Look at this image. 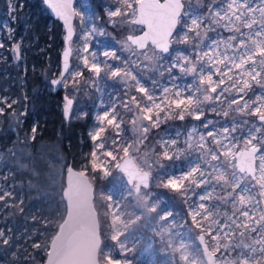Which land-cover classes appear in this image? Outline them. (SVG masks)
I'll return each mask as SVG.
<instances>
[{"label":"snow or ice","instance_id":"snow-or-ice-1","mask_svg":"<svg viewBox=\"0 0 264 264\" xmlns=\"http://www.w3.org/2000/svg\"><path fill=\"white\" fill-rule=\"evenodd\" d=\"M46 3L64 22L66 40L71 44L72 17L80 16L84 24L83 16L75 12L72 0H46ZM215 3L216 0H210L205 14L194 9L191 0H121L122 10L118 7L108 13L110 17H126L125 22L140 26L139 34L126 36L123 47L136 56L137 61L147 62V67L154 69L159 77L167 73L165 83L153 77L146 85L129 68L108 64V60H120L114 50H104L101 54L107 59L101 60L90 43L96 34L104 35L96 26L85 27L81 33L77 59L82 67L70 71L72 49L64 51L63 72L60 78L51 81L53 85L63 82L66 86L71 82L75 88L78 78H85L86 69L91 73L86 78L91 85L105 78L116 79L130 85L140 95L131 94L122 101V109L133 113L129 118L136 134L132 143H121L113 137L111 147L106 148V141L101 139L108 128L116 135L123 131L124 119L115 105L105 107L102 114L96 115L98 125L90 133V139L99 142L95 147L102 150L103 157L109 158L101 162L98 151L90 152V170L110 176L112 171L108 165L111 163L127 185L121 200H114L111 194L103 195L100 199L105 203L102 209L97 208V194L88 170L68 169L62 222L45 245L47 264H131L127 259L114 257L113 249L104 243L110 240L124 256L135 251L134 242L129 247L127 234L119 227L128 214L123 206L124 197L131 198L137 219L157 213L156 219L163 222L157 233L161 242L166 238L170 242L171 237L179 235L180 247L186 248L189 241L172 231L175 222L172 211L157 212L162 200L153 189H166L189 201L187 214L191 219L187 229L196 230L197 250L205 264L264 262V92L248 95L253 87L264 90V0L256 3L222 0L219 8ZM219 28L231 34L225 38L218 32ZM209 31H217V37L210 38ZM174 44L188 45V54L179 47L173 48ZM3 46L0 43V48ZM14 51L19 60V44ZM189 75L193 77L192 83H177ZM65 100L68 116L73 100L68 97ZM224 100H227L226 109ZM206 103L212 104L210 111L218 115L227 118L233 112L243 119L233 118L230 125L206 119L203 107ZM0 114H3L2 108ZM186 117L202 123L190 125L180 141L175 137H160L155 142L158 151L155 145L142 149L152 129L159 128L168 119L184 121ZM247 117L256 119L250 121ZM32 131L35 133L36 129ZM193 151L198 153L197 161L182 175H171L167 171L170 166L162 163ZM154 169L158 170L155 175ZM193 186L203 191L196 194ZM193 194L197 195L198 203L190 201ZM13 196L11 191L5 190L0 194V201ZM206 201L209 203H204ZM221 204L227 205L231 213H221ZM252 233L257 235L252 237ZM9 242L10 238L0 230V243L8 245ZM33 247L41 245L36 242ZM222 248L240 249L238 259L224 260L218 256ZM169 264L178 262L173 259ZM179 264H189L186 252L181 253Z\"/></svg>","mask_w":264,"mask_h":264},{"label":"rangeland","instance_id":"rangeland-1","mask_svg":"<svg viewBox=\"0 0 264 264\" xmlns=\"http://www.w3.org/2000/svg\"><path fill=\"white\" fill-rule=\"evenodd\" d=\"M4 2H6L7 8L5 12L3 11L5 15L4 19L0 21V43H3V32L7 39H12V33L14 29L13 27L16 21V4L18 0H4ZM191 2L194 9L198 8L200 12L207 14V8L210 0H191ZM256 2H258V0H253V3ZM221 3L222 0H216L215 7L219 8ZM185 6L187 7V3ZM118 7L122 10L121 0L76 1V12L80 13V15L83 16L85 23L81 24L80 16H76V34L71 42L73 47L71 69L82 67L80 61L77 59V49L82 43L81 33L83 29L85 27L91 28L92 26H96L99 30L103 31L104 35L96 34L94 39H92L90 43L92 45V50L97 52L101 60L107 59L101 54L104 50H114L116 51V54L120 58V60H108V64H112L114 66L120 65L129 68L133 72V74L137 75L138 78H140L146 85H149L151 83L153 77L159 79L161 83H165L167 80V73H165L164 77H159L158 73L154 69L147 67V62L141 63L140 61H137L136 56L132 55V53H130L123 47V41L125 40L126 36H128V34H137L141 29L138 25H133L125 22L127 19L126 17H110L108 15L110 11L116 10ZM13 8H15V11L12 10ZM205 23H207V21H205ZM177 31H180L179 26ZM245 31L248 30L245 29ZM218 32L225 38L231 34L222 28H219ZM218 32L209 31L208 36L215 39ZM205 43H207V41H205ZM17 44L19 43L11 44L5 50L13 51ZM3 47L0 48V60L3 56L2 53H5ZM177 47L182 49L185 54H188V45H173V48ZM64 48L65 43H63V45L61 46L60 51L62 52ZM163 63H168V61H164ZM61 68L62 62L60 64L59 70L53 73L52 78H57L61 75ZM103 75L104 74L102 73V76ZM90 76L91 73L84 69L85 78H78L79 84L75 88L73 87L71 82L67 83L66 86L63 82L60 85L61 89L63 90V94L68 95L70 98H73L75 100L69 118L71 120H76L77 118L84 117V114H87V111L90 108L93 117V124L90 128L91 133L96 130L98 125V121H96L95 119L96 115L102 114L105 110V107L115 105L117 108V112H119L124 119V124H122L121 126L123 131H121L119 135H116L112 128H108L104 133L101 134V139L103 141H106V148L111 147L113 137H115V139L117 141H120L121 143H132V141L136 138V134L132 131L133 126L131 125L129 120L133 113L126 112L122 109V101L127 100L129 98V95L131 94H135L137 96H139L140 94L135 93L134 89H132L130 85H126L125 83H123V81H118L116 79L105 78L98 80L95 85H91L87 82L86 79ZM192 80L193 77L189 75L187 77H183V79L181 80H178L177 83L190 84L192 83ZM81 85H83L84 87L79 90L78 86ZM261 92H264V90H261L258 87H253V89L249 90L248 95L254 96L260 94ZM157 94L159 95V92ZM225 96L227 97L228 94L226 93ZM230 98L231 97H228V99ZM2 101H6V103ZM16 101L17 100L12 99L10 96H0V103L2 102L5 104V106L0 105V108L3 109V114H0L1 121L5 113V108L8 107V104H11L12 110L9 121L10 123L20 122L23 113L19 112L17 109L13 110V103H15ZM65 104L66 100L63 98V108ZM203 107L205 110L204 118L212 119L219 124L230 125L233 118L237 120L243 119V117H241L239 114L233 112H230L229 117L227 118L223 117L222 115H218L216 112L210 111V109L213 107L212 104L206 103L205 105H203ZM226 108L227 100H224V109ZM224 109H220V111H223ZM247 119L252 121L256 118L247 117ZM201 123L202 121H195L190 117H186L184 121L168 119L166 122L161 123L159 128L151 130L149 139L141 147L142 149H144L149 145H155L158 151L159 146L156 145L155 142L160 137H175L178 139V141H180L186 135V129L190 130V125H198ZM200 131L206 132L207 129H200ZM178 132L180 133L179 136H177ZM239 134L240 129H238L237 132V135ZM98 143L99 142H93L92 151H98V154L101 157V162H103L104 160L109 158L103 157L102 150H99L95 147V145ZM27 144L28 142L25 141L18 142L16 148L14 147L10 150L8 158L0 153V194H2L5 190L12 192L13 187L7 182L10 171L9 165L25 166L23 163H21V161L22 159H27L28 155L31 152L28 146H26ZM50 151L53 152V154L55 153V156L49 157L47 159L48 168L46 171L47 173L45 174V179H47V182L49 181V184L43 192L45 193V199H47L46 201H49L50 203L48 205L50 211L56 212L58 215H62L65 209L63 189L65 187V177L68 165L66 164L65 158L61 157L58 152H54V150ZM197 157L198 153L195 151L190 153L186 152L180 159H175L174 161H162V163L170 166L167 171L171 175L178 176L184 174V172H186L187 169L197 161ZM108 167L111 168L112 171V174L110 176H104L100 172L91 171L90 160L88 162V167L84 169L88 170V175L90 176V179L95 187V191L97 194L96 206L100 209H102V206L105 203V201L100 199L101 196L111 194L114 200L119 201L121 200L122 194L125 192V189L127 187L124 179L122 178V174H120L115 168H112L111 163L108 165ZM156 171L158 170H153L154 175ZM193 188H195V186H193ZM217 188L219 190L218 186ZM153 191L155 193H159L162 200L157 212L159 213L161 209H163L164 211H172V216L175 218L174 225L172 226V231L182 234L184 239L189 241L188 246L186 248L180 247L179 235L171 237L170 242L168 238H166L164 242H161L157 233L160 231V226L163 222L156 219L157 213L146 214L145 216L137 219V209L130 202L131 198L124 197L125 203L123 204V206L127 209L128 214L123 217L125 223L121 224L119 227L121 231L127 234L128 240L130 241L129 247H132V243L134 242L135 251L128 252L127 255L124 256L121 254L120 249L117 245H115L110 240H105L104 243L109 245L113 249V256L118 259H127L131 262V264H169V262L173 259H176L179 264L181 253L186 252L188 254L189 264H205V260L201 257L200 252L197 250L198 239L196 237V230L187 229V225L191 219L190 215L187 214L189 201H186L184 197L178 196L177 194H174L166 189H153ZM202 191V188H195L196 194H199ZM196 194L191 195V202H199ZM204 203L209 202L206 201ZM213 203L220 204L221 202L213 201ZM219 211L221 213H223L224 211H227L229 214L231 213V209L228 208L227 205L223 204H221ZM170 219H172V217H170ZM133 221L135 222L133 223ZM220 222H224L223 216H221ZM256 235L257 233H252V237H255ZM122 239L124 238L122 237ZM245 251L247 250L245 249ZM239 255L240 249L238 248H222L218 253V256L222 257L224 260H237ZM262 264H264V262H262Z\"/></svg>","mask_w":264,"mask_h":264},{"label":"trees","instance_id":"trees-1","mask_svg":"<svg viewBox=\"0 0 264 264\" xmlns=\"http://www.w3.org/2000/svg\"><path fill=\"white\" fill-rule=\"evenodd\" d=\"M6 8V2L0 0V21ZM15 14L12 39L2 33L5 53L0 60V96L17 100L13 110L23 114L19 123H10L12 109L5 108L0 120V153L8 158L22 141L28 142L31 152L21 161L25 166L9 165L7 182L14 196L0 201V230L10 242L0 243V264H44L45 245L62 222L61 214L50 211L43 192L49 184L45 179L47 159L55 156L50 150L64 157L68 166L86 169L93 149V117L89 108L87 116L67 120L63 90L55 92L51 84L61 64L62 23L52 17L43 0H18ZM14 43L20 46L19 60L14 50H5ZM36 242L40 248L33 247Z\"/></svg>","mask_w":264,"mask_h":264},{"label":"water","instance_id":"water-1","mask_svg":"<svg viewBox=\"0 0 264 264\" xmlns=\"http://www.w3.org/2000/svg\"><path fill=\"white\" fill-rule=\"evenodd\" d=\"M76 1H77V0H72V7H73V9L75 10V12H76V9H75V3H76ZM43 2L45 3V5L47 6V8L49 9V12H50V14L52 15V17H53L54 19L58 20L59 22H61L62 25H63V27H64V31H65V34H64L65 48H64V50L61 52V62H62L61 73H62V72H63V53H64V51H66L69 47H71L72 52H71V55H70V57H69L70 69H71V66H72L73 47H72V44H69V42L66 40L67 28H66V26L64 25V22H63L61 19H59V18L55 15V13L53 12V10H52V9L48 6V4L46 3V0H43ZM75 18H76V16H73V17H72V24H73V28H74V36H73V38L75 37V34H76V29H75ZM177 29H178V28H177ZM138 34H139V33H138ZM128 35H133V34H128ZM72 40H73V39H72ZM71 42H72V41H71ZM60 76H61V75H60ZM60 76L57 77V78H55V77L52 78L51 81L60 78ZM66 76H67V74H65V77H66ZM51 84H52V83H51ZM52 86H53L55 92H57V91H59V90L61 89L60 85L57 86V85H53V84H52ZM65 97H68L69 99H72V100H73V104H72V107H73L75 100H74L73 98H70L68 95H64V99H65ZM72 107H71V109H72ZM64 111H65V106H64ZM69 115H70V114H69ZM69 115H68V116L65 115L66 118H67V120L69 119ZM68 169H71V170H73L74 172H76V171H83V170H80V169L75 168L73 165H69V166H68ZM68 169H67V172H68ZM89 178H90V176H89ZM90 180H91V179H90ZM91 183H92V181H91ZM92 184H93V183H92ZM66 186H67V173H66V177H65V187H64V189H63V192L66 191ZM93 186H94V185H93ZM94 189H95V187H94ZM44 264H47V261H45Z\"/></svg>","mask_w":264,"mask_h":264},{"label":"flooded vegetation","instance_id":"flooded-vegetation-1","mask_svg":"<svg viewBox=\"0 0 264 264\" xmlns=\"http://www.w3.org/2000/svg\"><path fill=\"white\" fill-rule=\"evenodd\" d=\"M138 34V33H137Z\"/></svg>","mask_w":264,"mask_h":264}]
</instances>
